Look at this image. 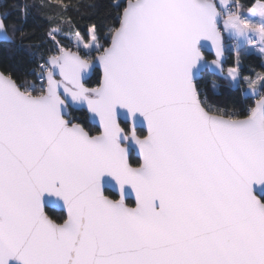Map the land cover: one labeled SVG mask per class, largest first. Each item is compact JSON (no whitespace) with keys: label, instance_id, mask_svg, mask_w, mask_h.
Instances as JSON below:
<instances>
[{"label":"snow or ice","instance_id":"snow-or-ice-1","mask_svg":"<svg viewBox=\"0 0 264 264\" xmlns=\"http://www.w3.org/2000/svg\"><path fill=\"white\" fill-rule=\"evenodd\" d=\"M15 7V22L0 12V46L31 59L20 77L0 70V264H264V73L240 62L249 46L264 54V0H110L83 29L70 0L55 15L44 0ZM33 10L48 21L39 40ZM205 71L251 105L214 102Z\"/></svg>","mask_w":264,"mask_h":264},{"label":"trees","instance_id":"trees-1","mask_svg":"<svg viewBox=\"0 0 264 264\" xmlns=\"http://www.w3.org/2000/svg\"><path fill=\"white\" fill-rule=\"evenodd\" d=\"M32 2L33 0H0V9L1 12L10 13L9 21L15 22L19 17V12L15 5ZM44 2L51 3V8L44 10L47 13L55 15L61 10L59 7V0H44ZM66 2H68V0H66ZM70 2L71 4L79 7L80 12L83 14V22L79 25L81 29L86 27L87 20L94 13V11L104 13L110 11L105 7L110 2V0H70ZM237 2L241 4H250L252 0H237ZM93 5L96 6L95 9L93 8ZM243 11L247 13L246 9H244ZM73 15H75V12L73 13ZM42 17L43 13L33 10L32 15L29 16L28 22L25 25L26 29H35L36 34L33 37V39L35 40L41 39L43 31L48 27V21L46 19H43ZM9 31H11V29H9ZM69 37L71 36L61 38V43L67 47L73 48L71 46ZM226 43L227 45H229V39H226ZM73 50L75 49L73 48ZM204 55L207 60L213 59L211 55L205 52ZM226 58L225 69L233 66L236 61V56L231 55L229 51L227 52ZM30 59L31 58H29L28 52L24 49L16 51L14 48L0 46V70L11 71L14 75L20 77L29 70L28 66L25 65V60ZM240 62L242 65V73L244 75L255 78L257 74L264 73V58L262 57V55L256 52L249 50H247V52L242 51L240 54ZM98 78L99 73L92 75L91 79L89 80V86H96ZM28 79L31 80L32 77L29 76ZM214 84L217 86L215 89L213 88ZM201 87L208 93L209 97L214 102L229 111H244L252 103V101L249 99L248 103L245 104L242 108L241 104L245 99V97L241 95L243 89H234L230 87L228 81L223 79L220 75H214L210 72H205L201 80ZM72 118L77 122L82 123L86 130H88L91 134L97 135L99 133L95 127L90 125L88 116L84 111H72ZM137 133L141 137L145 135L143 131H138ZM130 162L133 166H137L139 164V162L133 155L130 158ZM108 194L114 197L112 193L109 192ZM129 203L131 204V202ZM48 214L54 219H60L64 216L62 213H56L53 211H48Z\"/></svg>","mask_w":264,"mask_h":264},{"label":"water","instance_id":"water-1","mask_svg":"<svg viewBox=\"0 0 264 264\" xmlns=\"http://www.w3.org/2000/svg\"><path fill=\"white\" fill-rule=\"evenodd\" d=\"M0 12H1V9H0ZM204 43L208 44V47L205 48V49H203V51H204L205 53L211 55V56L213 57V59H214V58H215V55H214V48H212L210 42H204ZM226 44H227V43H226ZM225 56H227V50H226V52H225ZM211 60H212V59H211ZM211 60H209V61H211ZM205 72H210L211 74H214V75H220V74H218V73H214V72H212V71H205ZM220 76H221V75H220ZM91 77H92V75L90 76L89 80L91 79ZM75 111H84V112L87 114V116H88V119H89V123H90V125L93 126V127H95V128L98 130V132L100 133V130H101V129H100V126H99L98 118H93V117L91 116L90 113H87L84 109H81V108H76ZM138 131H143V132L145 133V135H146V125H140V126H138V128H137V132H138ZM99 133H98V134H99ZM98 134H97V135H98ZM132 155L137 159L138 162H140L138 151L133 150V152H132L131 155H130V158H131ZM117 191H118L117 187L113 186V187H112V190L110 191V193H112V194L115 196V193H116ZM132 199H134V197L129 198V199H128V203H129V202L132 203ZM46 210H47V211H53V212H56V213H62L63 215L65 214V210L63 209V207H62L59 203L51 204V205H47V206H46Z\"/></svg>","mask_w":264,"mask_h":264},{"label":"rangeland","instance_id":"rangeland-1","mask_svg":"<svg viewBox=\"0 0 264 264\" xmlns=\"http://www.w3.org/2000/svg\"><path fill=\"white\" fill-rule=\"evenodd\" d=\"M244 13H245V12H244ZM245 14L250 15V14H248V13H245ZM69 40H70V42H71V46L74 48V37H69ZM229 41H230V43H229V48H228V49H229V52H230L231 55H234V56H235V52H234V48H233V45L235 44V41H233V40H229ZM248 50H249V51L256 52V53L262 55V57L264 58V54H261V53L259 52V46H258V45H257L256 47L249 46V47H248Z\"/></svg>","mask_w":264,"mask_h":264},{"label":"built area","instance_id":"built-area-1","mask_svg":"<svg viewBox=\"0 0 264 264\" xmlns=\"http://www.w3.org/2000/svg\"><path fill=\"white\" fill-rule=\"evenodd\" d=\"M229 51V49L227 48V52Z\"/></svg>","mask_w":264,"mask_h":264},{"label":"crops","instance_id":"crops-1","mask_svg":"<svg viewBox=\"0 0 264 264\" xmlns=\"http://www.w3.org/2000/svg\"><path fill=\"white\" fill-rule=\"evenodd\" d=\"M229 40H231V39H229Z\"/></svg>","mask_w":264,"mask_h":264}]
</instances>
